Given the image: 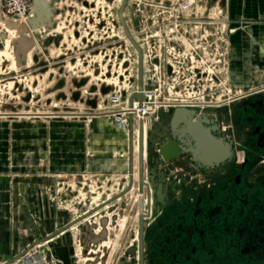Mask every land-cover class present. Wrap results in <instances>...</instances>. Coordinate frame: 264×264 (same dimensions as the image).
<instances>
[{
    "label": "flooded vegetation",
    "instance_id": "obj_1",
    "mask_svg": "<svg viewBox=\"0 0 264 264\" xmlns=\"http://www.w3.org/2000/svg\"><path fill=\"white\" fill-rule=\"evenodd\" d=\"M188 111L208 119L204 126L214 131L222 162L197 161L190 136L175 137L182 156L164 162L158 149L171 138L148 144L147 133L145 156L153 149L145 165L144 210L134 189L127 195L132 216L128 211L120 222L123 229L131 220L129 238L108 248V218L106 225L102 216L80 223L89 230L86 241L92 238L88 256L99 264H264V91L222 108Z\"/></svg>",
    "mask_w": 264,
    "mask_h": 264
},
{
    "label": "built area",
    "instance_id": "obj_2",
    "mask_svg": "<svg viewBox=\"0 0 264 264\" xmlns=\"http://www.w3.org/2000/svg\"><path fill=\"white\" fill-rule=\"evenodd\" d=\"M133 2L134 0L130 1V3ZM205 2L206 0H168L169 6H160L159 10H161V13L158 17L149 19L152 20L154 27H129L132 37L143 51L144 61L143 102L140 103L138 100H134L132 106L130 105V100L139 94V56L123 28L107 27L103 37L101 32L99 33L100 27H88L83 30V33H80L79 30L76 31L74 28L70 31L68 28L65 29L64 34L61 33V27H59L53 34L54 38L58 34L63 36L58 45L53 41L48 47H45L44 44L41 45L37 42L39 58L48 61L50 67L57 68L56 74H60L61 78H73V80L77 79V81L88 80L87 85H89L92 82V78L88 77L89 75L100 76L104 74L106 77L110 73L111 81L106 84L96 81L94 85L99 89L98 92L96 91L97 93L92 90L85 91L86 98L83 99V103H88L89 98L92 101L97 99L96 108L79 109V113H68L70 114L68 118L61 115L65 114L62 112L48 113L52 115H33V117L35 119L44 117L47 120L83 121L86 127H89L94 120L103 119L110 127L123 132L128 142L130 132H132L133 149L135 150V147L138 146L137 157L134 158V186L132 191L135 189V192L139 193L138 173L136 174L135 171L139 170L140 134L141 129L144 132L146 131L148 123V127L150 126L153 115H157L160 112L169 113L177 109H198L201 111L218 109L229 106L234 101L264 91V86L248 91L233 89L229 78L230 38L236 33V30L229 27L230 21L227 11L225 12L224 9L219 8L215 14L212 12L213 10H208L207 7L203 8ZM12 3V0H2L5 15L15 21L27 20L33 11L31 1L25 0L26 9L23 8L22 14L14 13ZM148 6L149 8L153 7ZM160 15H169L168 25L165 23L160 24ZM204 16L207 17L204 18ZM214 18H217L220 22L224 18L223 24L221 22L222 27H214ZM73 37L79 38L75 41ZM62 40H68L69 45L63 47ZM52 47L55 48L53 53L50 51ZM72 47L78 50L75 56L70 53L72 52ZM120 49L121 51L119 52ZM32 66L33 62L29 59L28 67ZM66 70H68L67 73L65 72ZM70 72L72 76H70ZM38 73H40V70L30 75H36L39 78L44 77ZM66 74L68 77L65 76ZM48 75L54 78V74L50 73ZM114 77L116 78L115 80L113 79ZM34 83L35 81L28 83L27 86L25 85L27 90H29L28 94H34L32 89L29 88V86L34 88ZM103 85L116 88V93L112 96H107L106 100H103L100 96L101 86ZM82 88H79L81 89L79 91L81 95L83 93ZM35 90V94L39 95L40 91L36 87ZM94 97L96 99H93ZM53 110H60V108L53 107ZM88 157L92 156L89 155ZM126 157L129 164V146ZM136 164L137 166L135 167ZM99 178L98 183L103 180L102 177ZM87 179L88 177H82L81 182L78 181V185L86 187L87 183L85 180L87 181ZM125 180V184L120 183L113 191L106 190L109 193H106L105 189L100 187L101 184L99 188L96 185L97 189L104 191L105 196H101L97 202L93 201L91 203L86 202L88 196L85 199L81 198L79 202H85L83 204L85 210L79 212L73 221L81 219L93 209L122 193L129 183L128 172ZM68 181L71 182L70 179ZM73 181H77L76 177ZM127 195L118 201V203H126V209L123 212L121 211V215L109 213V211L105 214L111 222L109 239L106 244L108 248L119 244L126 225H128L126 224L123 229L121 228L122 217L128 211L133 213L131 209L135 205L132 207L127 204L129 203ZM97 216L98 214L94 215L93 218ZM129 216L131 217L130 214ZM79 228V226H76L70 231L78 233ZM131 229L130 227L129 233ZM128 235L127 239L129 238ZM78 246L80 248L79 240ZM39 251V247L36 246L21 260L25 264H60L52 257H48L44 261L39 260Z\"/></svg>",
    "mask_w": 264,
    "mask_h": 264
},
{
    "label": "rangeland",
    "instance_id": "obj_3",
    "mask_svg": "<svg viewBox=\"0 0 264 264\" xmlns=\"http://www.w3.org/2000/svg\"><path fill=\"white\" fill-rule=\"evenodd\" d=\"M12 1V10L14 9V13L22 14L24 10L23 8L26 9L25 0ZM30 1L33 6V11L31 12L29 18L25 21H15L13 18L6 16L2 7V0L0 8V122H2V125L5 126V132H2V171H0L2 175L0 176V178H2V180H5V183L7 184L6 190L2 192V200H4L5 204H7L8 202L10 203V200L12 198L11 194L15 189V187L13 186L14 183H23L24 185L29 187L32 184L34 185L39 182L45 183L48 178H53L56 182V186L53 190L48 191L46 189L36 195L30 193L29 190L28 193L26 192V196H28L32 200V203H34V211L30 212L31 216H29V219L26 220L27 222L24 225L20 224V221L15 219V217L13 218L14 210L11 209L12 211H9L11 217L9 221H7V230H9V234L13 233L15 236H18L17 241H15L23 245L25 248L35 242L41 241L44 238L53 237L59 231L67 227V223L69 221H72L79 212H83L85 210V208L83 207V204L85 202H79L81 198L85 199L88 196V200H86V202L91 203L93 202V200L97 202V200L101 197L100 192L102 191V189H97L96 185H98L99 188L101 184L100 187H103L105 189L104 191H113L117 185H120V183H126L125 178L127 175L124 174L127 165L126 149L124 152H117L111 156V158H113V162L116 163V170L121 172L116 173V175L111 176V178L105 177L99 183L98 180L101 176L99 174L92 173V171L90 170L88 173L82 176H76V182L73 181V179L75 178L73 176L62 177L57 175L53 177L54 174H52L51 170L54 168L53 171H57L59 166H62V159H60V156H62L61 152H63L62 150H60L59 152L60 155L57 154L55 156L57 160L54 161L53 168L48 165V161L46 159H39L35 161L34 166L31 165L32 160L30 158L33 147L30 146V142L34 139V136L46 137L51 136L50 134L52 133V131H54L56 134L59 132H57L59 128H57V126H54L50 131L44 130V135L42 133H38L37 135V133H33L32 130L36 129V131L38 132L39 128H35V126H33L31 123L36 121H43L41 119H45V121H55L60 123L73 122L66 119L47 120L44 117L35 119L33 115H52L48 113H53V107H58L61 111H63L62 113L66 112L65 114L61 115H64L66 118H68L70 115L68 113H79V109H82L80 108V106H82L84 103L81 93L78 94L81 89H79V91L77 92H72L71 97L68 95L71 98L72 102L75 103V105L71 103L70 100H67L68 97L63 93L56 94L57 92H55L54 96L48 98V96L46 95L41 96L40 94H35L36 90L34 91L32 86H29V88H31L34 92V94L32 93L33 95L28 94L29 90L25 89V85L27 86L28 83H33L36 80V82L34 83L35 87L38 91H41L39 86H42L41 83L44 84V82L39 81V83L37 80L38 77H32L31 79L29 74L28 76H22L19 75V72H17L19 66L18 58L12 46V40L16 39L17 36H14L13 32L8 30V27H11L9 26L10 23L27 27L29 21L35 18L33 1ZM121 1L122 0H51L55 7L53 16L54 27H61L62 34H64L65 29L68 28L70 29V31H72V29L74 28L76 31L79 30L80 33H83V30L87 29L88 27H100L99 33L101 32V35H103L104 37L107 27H122L118 19V8L121 4ZM216 1L217 0H215L214 2ZM160 4L161 0H134L133 3L129 4L126 11V20L129 27H154L153 23L151 22L152 20L149 19L156 18L161 13V10H159ZM148 5L153 7L149 8ZM203 8H205V6H203ZM217 9L218 7L215 4L212 12L217 13ZM224 14L226 13L224 12ZM206 17L207 16H204V18ZM214 19V27H222L221 22L224 20V18H222L221 22L218 21L217 18ZM159 21L161 25L162 23L168 25L169 15H160ZM6 36L9 38H7V41L5 42L3 37ZM73 38L75 41H77V38L79 37ZM68 45V40H64L62 42L63 47H67ZM54 50V47L50 49L52 53L54 52ZM71 50V55H77L78 50L76 48L72 47ZM120 51L121 49L119 50V52ZM8 54L11 55V57H8ZM103 54L105 55V53ZM31 57L32 54L30 53V60ZM69 74L70 76H72L71 72ZM48 76L49 75H45V82L48 80ZM65 76L68 77L67 74ZM88 77L92 78V82L89 84L90 86H92V83L94 85L96 81L102 82L104 84L111 81L110 73L106 75V77L104 76V74L100 76L89 75ZM29 79L31 80V82ZM113 79L115 80L116 78L114 77ZM40 80L42 81L43 79L40 77ZM82 81L80 82L81 84ZM20 83L22 84L19 86ZM87 84L88 80H85V83L84 85L82 84V87L85 88L86 86H88ZM57 89H60V91L63 92L65 86L63 85L62 88H59L58 85L56 90ZM22 96H26V98L23 99ZM87 104L92 106L91 108H94L96 104H98V100L96 99L95 102H92V104H90L89 102ZM81 123L84 127H86V124L83 121ZM148 125L149 123L146 127L147 133L149 132L148 130L151 129V124L149 127ZM93 135L99 136V133H92V136ZM59 146L63 147L64 144L62 143ZM42 148V151L48 157V145L45 144L42 146ZM71 150L73 151V149ZM36 169H39L38 173L35 171ZM82 177H88L87 181L85 180V182L87 183L86 187H81V185H78V181L81 182ZM67 179H70L71 182H69ZM15 193L16 195L19 194L16 190ZM97 194L99 198L96 199L94 198V196H97ZM128 202L129 203L127 204L131 206V201L129 200ZM89 203L87 204L88 208ZM119 208L122 209V212L125 211L126 204L119 206ZM122 212H120L119 215H121ZM129 214L132 216V213ZM77 239L76 241H74V232H67L59 242L50 245V247L53 248L58 245H60L61 247L63 242L67 241L72 242L73 244L74 241V244L72 246H75L77 248L76 251L78 254L79 246ZM12 243H14V240L11 242V244ZM45 244L38 246L40 249V254L38 256L39 260L43 261L46 258L48 259V256L46 254L49 253L48 249H50V247ZM51 255L52 254H50V256Z\"/></svg>",
    "mask_w": 264,
    "mask_h": 264
},
{
    "label": "crops",
    "instance_id": "obj_4",
    "mask_svg": "<svg viewBox=\"0 0 264 264\" xmlns=\"http://www.w3.org/2000/svg\"><path fill=\"white\" fill-rule=\"evenodd\" d=\"M214 1L215 0H206L203 6L207 7L208 10H213L214 5L216 4L218 9L222 8L225 12L227 11L228 19L230 21L229 27L236 30V33L230 38L231 49L229 78L233 89L248 91L264 86V0ZM160 6H169L168 0H161ZM65 72L67 73L68 70ZM41 78L43 79L42 81L38 77V82H45V77ZM51 79L52 77L49 75L48 80L44 84L41 83L42 86H39L41 88L40 95H46L49 98L54 96L55 92H57L56 94L63 93L68 97L67 100H70V102L73 103L70 98L72 96L71 93L79 91V89L73 83V78L65 79L63 77L61 78L60 74H54V78L52 79L53 81ZM63 80L66 82L64 91L62 92L60 89L56 90L57 86ZM78 82H81V80ZM25 89L27 90L26 86ZM87 90H92L94 92L99 91L97 86L88 85V87L82 89L83 99L86 98L85 91ZM25 98L26 96L23 97V99ZM93 99L96 98L94 97ZM73 104L75 105V103ZM90 107L92 106L87 104V102L80 106V108L86 109ZM41 120L43 121L31 123L33 126H35V128H39L38 132L36 129L32 130L33 133H37V135L38 133H42L44 135V130L50 131L54 126L59 128L57 130V132H59L56 134L54 131H52L50 134L51 136L46 137L34 136V139L30 142V146L33 147L30 158L32 160V166L35 165V161L39 159H46L48 161V165L53 168L54 161L57 160L55 156L57 154L60 155L59 152L62 150V156H60V159H62V166H59L57 171H53L54 168L51 170L52 174H54L53 177L57 175L62 177L82 176L88 173L90 170L92 173L99 174L103 179L105 177L111 178V176L121 172L116 170V163H114L113 158H111L114 153L121 151L124 152L125 149L127 152L128 149V139L126 135H124V133L120 130L110 127L103 119L94 120V122L89 127H84L80 121L76 120H71L73 122L65 123L45 121V119ZM3 126L4 125H2V122H0V171H2V132H5V126ZM95 132L99 133V136H92V133L95 134ZM62 143L64 146L60 147L59 145ZM45 144L48 145V157L42 151V146ZM71 149H73V151ZM89 155L92 157H88ZM127 166H129V164L126 165L124 174H127L128 172ZM35 171L38 173L39 169H36ZM1 175L2 173L0 172V176ZM6 186L7 184L5 183V180L0 178V264L12 263L14 259L20 258L37 243L44 242L48 239L44 238L41 241L35 242L25 248L23 245L16 242L18 236H15L13 233L9 234V230H7V221H9L11 217L9 211L14 210L13 218L15 217V219L20 221V224L24 225L27 222L26 220L29 219V216H31L30 212L34 211V203H32V200L26 196V192L28 193L29 190L30 193L36 195L46 189L48 191L53 190L56 186V182L55 179L48 178L45 183L39 182L34 185L32 184L29 187L23 183H14L13 186L15 189L11 194L12 198L10 203L8 202L7 204H5L4 200H2V192L6 190ZM15 190L17 193H19L18 195H16ZM103 192H100V196L102 197L105 196ZM106 193H109V191ZM95 196L94 198L97 199L98 196ZM123 204L124 203L122 202L113 204L111 208H109L110 210H108V208L104 210V214ZM73 220L69 221L67 224L69 225L71 222H73ZM65 234L66 233L58 236L53 241L44 244L50 247V245L59 242L61 238L65 236ZM77 238L78 233L75 231L74 241H76ZM13 240L14 243L11 244ZM73 244L72 242L67 241L63 242L61 245L62 248L60 245L53 248L50 247V249H48L49 253L46 255L48 257L54 258L60 264H86L87 262L84 260V258L78 257L80 248H78L77 254V248L75 246L73 247ZM50 254L52 255L50 256ZM16 264H25V262L20 260Z\"/></svg>",
    "mask_w": 264,
    "mask_h": 264
},
{
    "label": "water",
    "instance_id": "obj_5",
    "mask_svg": "<svg viewBox=\"0 0 264 264\" xmlns=\"http://www.w3.org/2000/svg\"><path fill=\"white\" fill-rule=\"evenodd\" d=\"M34 5V15L35 18L31 19L28 23V26H20L16 24L10 23L8 27V30L13 32L14 36H17L16 39L12 40V46L14 49V52L17 55L18 58V71L19 75H30L35 74L36 71L40 70V75H48L56 74L57 69L52 68L49 66L48 61H45V59L39 58V55L37 54V45L44 44L45 47H48L50 43L53 41L56 42L58 45L60 40L63 38L62 35H56V38L53 37V34L58 30L59 27H54V12L55 7L51 0H32ZM131 0H124L122 5L120 6L118 10V19L119 22L129 39L130 43L134 47V49L137 51L139 56V75H138V88H139V94L135 97H133L130 100V105H133L134 100H138L140 103L143 102V89H144V61H143V51L139 44L134 40L132 37L128 22L126 20V11L128 9V6L130 4ZM0 8H1V0H0ZM7 38L9 37H3L5 42L7 41ZM38 42V43H37ZM29 53L32 54L31 60L33 62L32 67H28V61H29ZM47 54V52H46ZM56 69V70H55ZM33 78H37L36 75H30ZM36 82V80H35ZM122 82V81H121ZM73 83L75 86L79 89L82 87V84L84 85L85 80L82 81V84L77 81V79L73 80ZM66 85L65 80H63L59 84V88H62V86ZM35 90V87L33 88ZM92 93V92H91ZM116 93V88L114 86H101L100 96L103 100H106L107 96H112ZM80 94V92H78ZM88 102L92 104V100L89 98ZM95 102V101H94ZM96 108V106L94 107ZM53 113L56 112H63L61 110H53ZM66 113V112H64ZM205 120V121H204ZM208 119L206 117L198 116L196 112H190L188 110L184 109H177L175 111L164 113L160 112L157 115H153L151 117V129L148 132V144L153 140V138L157 136H166L167 138H171V142L168 146L160 147L158 150L160 152V156L163 158L164 162H171L176 160L177 158L182 156V146L175 140V137L180 136H190L193 138V140L196 142V148H191L192 153L194 154V157L197 161H200L201 163H204L206 165H213L212 160L215 164L221 163V156H219V149L216 145L217 140L214 137V131L211 129H207L204 124H209L207 121ZM181 125H184L185 128L182 131H179V127ZM171 129V132H170ZM129 183L127 188L120 193L119 195L113 197L112 199L106 201L96 209H93L89 213H87L85 216H83L81 219L71 222L67 227L59 231L56 235L53 237L48 238L44 242L37 243L34 247L42 245L44 243L50 242L54 239H56L58 236L67 233L71 229H73L76 226H79L78 231V239L80 242V247L82 249V257L87 262L86 264H99L98 257L94 256H88V252H90V244L89 239L92 238L88 237L86 241V235L89 230L87 228H84L80 226V223L87 218L93 217L94 215L98 214V216H102V223L106 225L108 222L107 217L104 214V210L106 208H109L116 202H118L120 199L125 197L127 194H129L134 186V149H133V136L132 132H130L129 136ZM153 148H148L147 150V157L149 156V151H151ZM139 170H138V186H139V201H140V212H143V201H144V192L146 184L149 180V177L146 178V160L147 157L145 156V146H144V131L141 129L140 134V151H139ZM211 161V162H210ZM147 179V180H146ZM110 210V209H109ZM111 213V211H109ZM131 220L128 222V225L125 228V231L121 237V240L119 242L118 248L121 246V244L124 242V240L127 237L129 227H130ZM87 231V232H86ZM84 233V234H83ZM133 235V233L130 235V237ZM106 236V233L104 231V234L102 235V239H104ZM94 242H97L94 239ZM33 247V248H34ZM33 248H30L27 253H24L20 258L14 259L12 263L8 264H16L19 262L26 254L30 252ZM92 260V262H91ZM94 261V262H93Z\"/></svg>",
    "mask_w": 264,
    "mask_h": 264
},
{
    "label": "bare ground",
    "instance_id": "obj_6",
    "mask_svg": "<svg viewBox=\"0 0 264 264\" xmlns=\"http://www.w3.org/2000/svg\"><path fill=\"white\" fill-rule=\"evenodd\" d=\"M123 2V0L121 1V3ZM15 38V37H14ZM10 50V49H9ZM12 50V49H11ZM1 52V51H0ZM3 52V51H2ZM6 52V51H5ZM7 53V52H6ZM11 53V51H10ZM13 53V52H12ZM14 54V53H13ZM16 54V53H15ZM30 54V53H29ZM6 55V54H5ZM9 55V54H8ZM8 57H11V55H9ZM13 57V56H12ZM12 59V58H11ZM15 62V61H14ZM16 63V62H15ZM14 63V64H15ZM16 65V64H15ZM13 67V66H12ZM92 75V74H91ZM28 76V75H27ZM47 76V75H46ZM30 80V79H29ZM46 80V79H45ZM45 83V82H44ZM147 130L144 132V139H145V136L147 135ZM137 146V145H136ZM136 152H137V147H135V150H134V158L136 157ZM127 165H128V160H127ZM128 167V166H127ZM136 167V165H135ZM128 169V168H127ZM136 174L138 173V171H135ZM129 173V172H128ZM138 175V174H137ZM137 175H136V178H137ZM48 243V242H47ZM79 257H82V252H81V247H80V250H79ZM83 258V257H82Z\"/></svg>",
    "mask_w": 264,
    "mask_h": 264
}]
</instances>
